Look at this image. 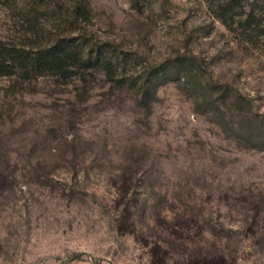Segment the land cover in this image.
I'll use <instances>...</instances> for the list:
<instances>
[{"label": "rangeland", "instance_id": "rangeland-1", "mask_svg": "<svg viewBox=\"0 0 264 264\" xmlns=\"http://www.w3.org/2000/svg\"><path fill=\"white\" fill-rule=\"evenodd\" d=\"M227 1L0 0L6 47L116 51L0 75V264H264V0Z\"/></svg>", "mask_w": 264, "mask_h": 264}, {"label": "trees", "instance_id": "trees-1", "mask_svg": "<svg viewBox=\"0 0 264 264\" xmlns=\"http://www.w3.org/2000/svg\"><path fill=\"white\" fill-rule=\"evenodd\" d=\"M34 7L37 8L35 5ZM236 7V0H229L225 5H217L213 11L214 17L227 28H231L235 22ZM243 16L244 19L239 23L244 30L259 28L262 24L258 10L252 4ZM81 17H83L82 13L72 12L67 25L71 27L80 24L83 20ZM115 53L113 47L91 43L82 36L58 37L45 46H37L31 50L6 47L0 42V75H11L13 70H19L23 74L34 77H66L75 70L84 71L92 68H103L109 71ZM178 65L183 66L189 73L193 72V68L186 60H178ZM160 73L161 71L158 70L149 73L145 82L142 83L144 95L147 94L151 82ZM241 100L242 98L238 95L236 102L241 104Z\"/></svg>", "mask_w": 264, "mask_h": 264}]
</instances>
